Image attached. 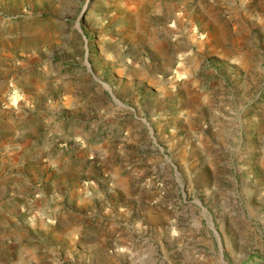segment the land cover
<instances>
[{
  "label": "rangeland",
  "instance_id": "1",
  "mask_svg": "<svg viewBox=\"0 0 264 264\" xmlns=\"http://www.w3.org/2000/svg\"><path fill=\"white\" fill-rule=\"evenodd\" d=\"M226 1L0 0V264L264 263V0Z\"/></svg>",
  "mask_w": 264,
  "mask_h": 264
},
{
  "label": "crops",
  "instance_id": "2",
  "mask_svg": "<svg viewBox=\"0 0 264 264\" xmlns=\"http://www.w3.org/2000/svg\"><path fill=\"white\" fill-rule=\"evenodd\" d=\"M218 1H220V3H223L222 6H225V5H226V4H225V1H226V0H218ZM226 2H227V1H226Z\"/></svg>",
  "mask_w": 264,
  "mask_h": 264
},
{
  "label": "water",
  "instance_id": "3",
  "mask_svg": "<svg viewBox=\"0 0 264 264\" xmlns=\"http://www.w3.org/2000/svg\"><path fill=\"white\" fill-rule=\"evenodd\" d=\"M107 86V85H106ZM108 87V86H107ZM259 264H264V263H259Z\"/></svg>",
  "mask_w": 264,
  "mask_h": 264
}]
</instances>
